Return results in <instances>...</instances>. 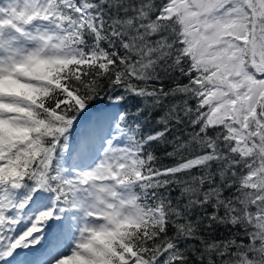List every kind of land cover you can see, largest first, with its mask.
<instances>
[{
	"label": "snow or ice",
	"instance_id": "obj_1",
	"mask_svg": "<svg viewBox=\"0 0 264 264\" xmlns=\"http://www.w3.org/2000/svg\"><path fill=\"white\" fill-rule=\"evenodd\" d=\"M0 264H264V0H0Z\"/></svg>",
	"mask_w": 264,
	"mask_h": 264
}]
</instances>
